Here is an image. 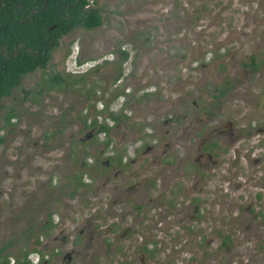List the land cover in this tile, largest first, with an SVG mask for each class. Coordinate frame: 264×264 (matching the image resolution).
<instances>
[{
    "label": "rangeland",
    "instance_id": "1",
    "mask_svg": "<svg viewBox=\"0 0 264 264\" xmlns=\"http://www.w3.org/2000/svg\"><path fill=\"white\" fill-rule=\"evenodd\" d=\"M87 1L1 100L0 259L264 264V0Z\"/></svg>",
    "mask_w": 264,
    "mask_h": 264
},
{
    "label": "trees",
    "instance_id": "2",
    "mask_svg": "<svg viewBox=\"0 0 264 264\" xmlns=\"http://www.w3.org/2000/svg\"><path fill=\"white\" fill-rule=\"evenodd\" d=\"M42 4L43 0H0V95L7 93L23 73L52 65L51 49L62 35L75 27L91 28L101 22L99 7L87 0H47L40 9ZM119 52L120 60H124L127 52ZM256 63L254 55H249V64ZM64 80L61 72L51 68L42 85L62 87ZM11 111L10 107L4 115L7 122L14 115ZM94 122L93 119L90 125ZM99 126L100 130L106 128L103 123ZM25 253L22 264H29ZM0 264H9L7 255L0 259Z\"/></svg>",
    "mask_w": 264,
    "mask_h": 264
},
{
    "label": "flooded vegetation",
    "instance_id": "3",
    "mask_svg": "<svg viewBox=\"0 0 264 264\" xmlns=\"http://www.w3.org/2000/svg\"><path fill=\"white\" fill-rule=\"evenodd\" d=\"M120 50H124V49H120ZM119 50V51H120ZM4 53V52H3ZM251 55V54H250ZM254 59H255V57H254ZM243 65H251V66H253L252 64H249V57H248V60L247 61H243ZM257 65V63L255 64V66ZM255 66H253V67H255ZM29 72H31V71H27V72H25V73H23L18 79H17V82L15 83V84H13V85H11V87H10V89H9V91L7 92V93H4V94H1L0 95V107H1V100L3 99V98H6V97H8V96H10L11 95V92H12V90H14V89H16V88H18L21 92H23V95L25 96L26 94H32L33 92H35L34 91V86H27L26 88H23L22 87V85H21V79H22V77L25 75V74H27V73H29ZM120 73V71H118V73H117V75ZM227 83H229V79H227V78H225L224 79V81H223V83L220 85V88H219V90L217 91V93H212V96L213 97H217L218 96V94H222V93H224L225 92V90H227V86H226V84ZM49 87H52V86H49ZM28 91L27 93H25V91ZM22 95V96H23ZM11 106H8L7 107V110L6 111H8V109L10 108ZM11 109H12V107H11ZM12 111H13V109H12ZM11 111V112H12ZM14 113V112H13ZM108 115L111 117V119H115V116L113 115V114H111V113H108ZM95 120V122L93 123V124H91L90 125V123H91V121L92 120ZM101 123H103V124H105L106 125V128L105 129H102V130H100L99 128H100V124ZM87 125L89 126V127H93V126H95V131L96 132H100V131H102V132H106L107 131V129H108V125L105 123V122H97V120L93 117L92 119H90L89 120V122L87 123ZM206 144L207 145H209V146H215L216 145V142H214V141H210V142H206ZM50 223H51V218L48 216V218H47V226H49L50 225ZM37 241V240H36ZM6 248V245L4 244V245H1L0 246V251H2V250H4ZM24 251H26V253H25V258H26V260H28L29 261V257H26L28 254H27V250L26 249H24V250H22L21 252H20V254L18 255V256H15V258L14 259H12V261L9 263V264H15V262H16V260L18 259V264H22V261H23V257H22V253L24 252ZM33 255V254H32ZM49 251H46V252H43V254L42 253H39V254H35V256H34V258H32V259H30V261L31 262H29V264H44V263H46L47 261H48V259L50 258L49 257ZM29 256V255H28Z\"/></svg>",
    "mask_w": 264,
    "mask_h": 264
},
{
    "label": "water",
    "instance_id": "4",
    "mask_svg": "<svg viewBox=\"0 0 264 264\" xmlns=\"http://www.w3.org/2000/svg\"><path fill=\"white\" fill-rule=\"evenodd\" d=\"M46 1H47V0H43V4H42V6L40 7V9H42V8L44 7V5L46 4Z\"/></svg>",
    "mask_w": 264,
    "mask_h": 264
},
{
    "label": "clouds",
    "instance_id": "5",
    "mask_svg": "<svg viewBox=\"0 0 264 264\" xmlns=\"http://www.w3.org/2000/svg\"><path fill=\"white\" fill-rule=\"evenodd\" d=\"M75 64V63H74Z\"/></svg>",
    "mask_w": 264,
    "mask_h": 264
}]
</instances>
